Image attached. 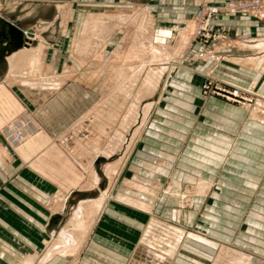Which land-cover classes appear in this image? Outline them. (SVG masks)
<instances>
[{"label": "crops", "instance_id": "obj_1", "mask_svg": "<svg viewBox=\"0 0 264 264\" xmlns=\"http://www.w3.org/2000/svg\"><path fill=\"white\" fill-rule=\"evenodd\" d=\"M25 1L7 0L8 13L0 17V35L4 21L40 31L34 44L11 52L4 53L6 40L0 41V204L13 214L12 220L0 218V264H20V260L23 264H168L184 233L176 226L170 228L171 236L154 232L159 226L166 229V222H159L151 212L162 187L160 181L145 185L139 179L121 178L114 196L116 205L108 204V189L113 178L120 176L141 133L144 114L139 104L144 101V87L158 84L167 61L177 58L181 62L180 54L195 23L191 15L202 0ZM75 1L83 6L78 12ZM97 4L100 9H95ZM148 5L154 8L146 9L147 23L140 28L131 20L140 19L141 9ZM221 21L229 27V45L216 50L233 55L227 58L231 63L225 69L240 71L251 65L258 74L264 68V60L260 62L264 58V11L259 18L227 15ZM161 28L166 29L161 32ZM153 37L154 44L167 46L168 53L162 58L150 56L148 43ZM201 49L195 46L184 53L196 58ZM242 52L256 55L246 59L238 55ZM189 56L183 58L189 60ZM144 66L150 70L145 84ZM16 120L28 121L34 128L13 144L5 129L19 125ZM145 140L144 149L154 150L147 144L156 141ZM197 141L201 144L189 150L185 159H192L191 153H200V148L217 151L221 157L208 172L207 179L212 180L230 141L221 152L203 139ZM162 157L169 163L174 158L167 153ZM148 160L153 162L154 156ZM143 162L138 159L136 164ZM229 162L239 164L233 159ZM187 165L188 173L180 174L185 178L193 173L192 165ZM145 195H151L153 201ZM194 199L201 201L202 197ZM75 218L81 225L74 229ZM72 228L77 231L76 240L64 236ZM202 239L207 238L189 232L185 241L193 247L186 244L187 249L201 255L183 252L173 264H223L224 249L209 239L213 245L202 243ZM4 245L9 247L7 252ZM38 245L44 250L36 254Z\"/></svg>", "mask_w": 264, "mask_h": 264}, {"label": "rangeland", "instance_id": "obj_2", "mask_svg": "<svg viewBox=\"0 0 264 264\" xmlns=\"http://www.w3.org/2000/svg\"><path fill=\"white\" fill-rule=\"evenodd\" d=\"M40 1L26 0L25 3L37 4ZM196 1L199 3L198 0ZM78 2L75 1L74 7L77 12L83 8ZM108 2L110 1L105 0V3ZM145 2V4L149 3V1ZM6 3L7 0H0L1 18L8 13ZM242 4L243 0H222L218 4L212 3V0H202L200 5L196 6V13L191 15V19L195 20L190 33L191 39L182 49L181 62L179 63L177 58L166 60L167 65L157 79L158 84L149 88L144 85V101L139 104L140 111L142 110L144 114H142L141 133L134 148L127 155V162L121 168L120 176L113 178L109 185L107 202L116 205L114 196L121 178L139 179L145 185H150L152 181H160L162 187L151 205V212L159 222H166L164 226L161 224L166 229L155 226L157 229L154 232L163 235V231L170 233L171 236L173 230L170 228L173 226L183 230L184 234L176 258L183 252L195 254V250L186 247V244L189 246L192 244L185 241L188 239V233L192 232L218 243V248L224 249L223 264H264V68L258 74L252 71L251 65L243 66L240 71L227 70L225 66L231 63L227 58L230 59L233 55L216 50L221 45H229L226 43L230 36L229 27L221 21L224 16L244 14H250L255 18L262 16L264 6L249 10L242 9ZM213 6L218 7L216 14H213L215 12L211 14ZM143 8L144 10L141 9L139 13L141 15L143 13L144 16L140 17L143 18L137 20L132 18L131 22L136 21L138 25L142 20L144 28L147 23L146 9L151 10L154 7L148 5ZM95 9H100V5L97 4ZM96 12L100 11L96 10ZM161 12L166 11L161 10ZM260 21L258 19V24L261 23ZM7 22L23 32L28 46L34 44L36 35L40 34L38 27L25 29L24 25L12 21H4V24H1L3 30L7 29ZM80 24L85 25L83 21ZM165 29L161 28L160 31L163 32ZM219 34L224 37L218 38ZM153 41L156 43V37L155 39L153 37L148 44L154 45ZM156 46L165 50L163 46ZM195 46L202 48L196 54V58L184 53L188 49L194 50ZM238 55L247 59L256 54L242 52ZM187 56L189 60L183 58ZM144 67L143 84L147 83L150 71L149 67ZM185 70L195 76L184 73ZM180 74L190 79H185ZM236 89L239 95L234 96L231 93ZM21 121H18L19 127L16 126L15 130H21L25 139L33 130L28 131V121ZM229 121L235 124V128L230 127L233 124ZM7 130L5 129V132ZM10 134L14 136L13 133ZM212 137L225 138L227 145L223 147H227L229 141L230 145L222 162L212 173L213 179L209 180L208 172L213 170L210 165L214 164L207 165L210 170L205 171L200 167L201 160L195 157V152L191 153L192 159L185 157H189L188 151L194 150L195 145L201 144L197 138L211 142ZM146 138L156 141L153 145L147 144L154 150L144 149ZM163 153L174 157L171 163L162 157ZM151 155L154 156L153 162L148 160ZM220 157V155L215 157L217 164ZM138 159L140 162L144 161L143 164H136ZM229 159L239 164H231ZM188 163L192 165V169L206 172L207 178L201 180L203 186H196V182L189 181V177L196 176L198 172H193L186 178L180 175L188 173L184 167V164ZM160 166L165 170L159 168ZM231 168L235 171H231ZM169 185L172 187L169 188ZM196 195L201 196L202 200L196 201L194 199ZM146 198L148 201L154 199L151 195H146ZM196 199L200 200L198 197ZM165 208L169 210L168 213L165 212ZM0 218L4 220L13 218V214H8L7 209L1 204ZM69 232L70 230L66 231ZM215 233L224 235V238ZM186 234L187 237H184ZM76 238L77 235L74 233V239ZM207 239H202V243L211 245L213 242ZM4 246L5 248L2 249L7 252L9 247ZM255 246L263 251L255 249ZM37 247L36 254L44 250L42 246ZM198 250L203 252L201 247ZM46 255L47 251L42 257L45 258ZM196 255L201 254L194 256ZM156 257L163 259L157 255ZM174 258L169 259L168 264H173L176 260ZM21 262L20 260V264H23ZM191 263L196 264L194 261Z\"/></svg>", "mask_w": 264, "mask_h": 264}, {"label": "bare ground", "instance_id": "obj_3", "mask_svg": "<svg viewBox=\"0 0 264 264\" xmlns=\"http://www.w3.org/2000/svg\"><path fill=\"white\" fill-rule=\"evenodd\" d=\"M215 7V6H214ZM253 10V9H252ZM141 16H143V15H141ZM143 18V17H142ZM142 18H140V19H142ZM80 20H81V17H80ZM123 20H125V19H123ZM76 22V21H75ZM79 23H81L80 21H79ZM79 23H78V25H79ZM138 27H140V28H143V23H142V20H140V24H138ZM142 30V29H141ZM155 39V38H154ZM148 46H149V48H150V56H151V58H157V57H160V58H162L164 55H166L168 52H167V46H163L164 48H165V50L163 51L162 49H161V47H157L155 44L154 45H151V44H148ZM143 51H145L144 49H143ZM137 54V53H136ZM132 55V54H131ZM134 56V55H133ZM136 56V55H135ZM142 56V55H141ZM140 56V57H141ZM137 57H138V55H137ZM264 60V58L260 61L261 63H262V61ZM257 62V61H256ZM260 63V64H261ZM129 109V108H128ZM130 109H132V108H130ZM235 111H238V113H240L241 111H239V110H235ZM129 113V112H128ZM128 118V117H127ZM17 126H19L18 124H17ZM33 125H32V127H29L28 126V131H31V130H33ZM8 130L5 132V134H6V136L8 137V139L10 140V142L11 143H13V144H15V143H20V141H22L23 139H24V134H23V132L21 131V130H15V129H17V127H16V125H14V126H12V127H8L7 128ZM10 133H13L14 134V136L13 135H11ZM14 140V141H13ZM210 140H211V142H208L209 143V146H211V147H213L214 148V150H218V151H222L223 150V146H226L227 145V143H226V139L225 138H221V137H212V138H210ZM199 150V149H198ZM217 152V151H216ZM215 151H211V150H206V149H200V153H195L194 155H195V157L196 158H198L199 160H201V168H203L205 171H206V169L207 170H210V168H208V166L207 165H209V164H214V165H216L217 163H216V161H215V157H217V156H219L218 155V153H216ZM193 170V172H198L197 174H195L196 176H193V177H189V176H187V177H189V181L190 182H196V186H203V183H201V182H203V181H201V180H203V179H205V178H207L206 177V172L205 171H198V170H196V169H192ZM136 194V193H135ZM145 197H146V195H145ZM150 198V197H149ZM86 208V207H85ZM90 208V207H89ZM88 208V209H89ZM86 210V209H85ZM80 214V213H79ZM75 215V214H74ZM74 217V216H73ZM82 217V216H81ZM78 218V217H77ZM81 225V220H78V219H74V220H72V226L74 227V229L78 226H80ZM74 229L72 228L71 230H70V232L69 233H66V232H64V236L66 237V235L67 234H69V236H67V237H73L72 239L74 240V233L75 232H77L76 230L74 231ZM79 232H80V230H79ZM68 240V241H67ZM70 240H71V238H70ZM69 240V238L68 239H66V242L69 244V242H71ZM63 243H64V241H63ZM211 245H213L212 243H211ZM67 246V244H64V246L63 247H66ZM220 257V256H219ZM218 259V258H217ZM229 264V263H228Z\"/></svg>", "mask_w": 264, "mask_h": 264}, {"label": "water", "instance_id": "obj_4", "mask_svg": "<svg viewBox=\"0 0 264 264\" xmlns=\"http://www.w3.org/2000/svg\"><path fill=\"white\" fill-rule=\"evenodd\" d=\"M6 25L7 30H4L0 35V41L6 40L4 53L14 51L22 46H28L20 29L9 22Z\"/></svg>", "mask_w": 264, "mask_h": 264}, {"label": "built area", "instance_id": "obj_5", "mask_svg": "<svg viewBox=\"0 0 264 264\" xmlns=\"http://www.w3.org/2000/svg\"><path fill=\"white\" fill-rule=\"evenodd\" d=\"M264 6V0H243V4L241 5L242 9H255V8H259V7H263ZM233 8V6H232ZM215 12V13H213ZM218 12V7L217 6H213L211 8V14H216ZM226 30V29H225ZM227 31V30H226ZM224 37L223 35L219 34L218 38ZM234 96L239 95L238 94V90L236 89L233 93H231Z\"/></svg>", "mask_w": 264, "mask_h": 264}]
</instances>
